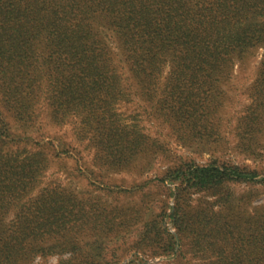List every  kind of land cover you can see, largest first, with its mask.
<instances>
[{
    "label": "rangeland",
    "instance_id": "rangeland-1",
    "mask_svg": "<svg viewBox=\"0 0 264 264\" xmlns=\"http://www.w3.org/2000/svg\"><path fill=\"white\" fill-rule=\"evenodd\" d=\"M104 35L74 94L45 44L0 73V264H264V48L207 79Z\"/></svg>",
    "mask_w": 264,
    "mask_h": 264
},
{
    "label": "trees",
    "instance_id": "trees-1",
    "mask_svg": "<svg viewBox=\"0 0 264 264\" xmlns=\"http://www.w3.org/2000/svg\"><path fill=\"white\" fill-rule=\"evenodd\" d=\"M104 31L124 44L136 72L159 69L156 63L170 57L179 73L201 71L212 79L253 49L264 48V0H0V73L26 75L45 44L59 63L67 61L68 74L74 70L65 86L69 91L73 85L74 94L96 83L98 68L104 69L98 61L108 53L95 51ZM192 172L208 181L214 169Z\"/></svg>",
    "mask_w": 264,
    "mask_h": 264
}]
</instances>
